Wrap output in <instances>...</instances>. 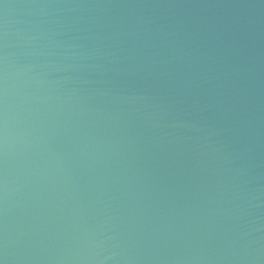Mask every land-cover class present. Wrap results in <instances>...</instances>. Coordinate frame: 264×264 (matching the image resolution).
<instances>
[{
  "label": "water",
  "instance_id": "1",
  "mask_svg": "<svg viewBox=\"0 0 264 264\" xmlns=\"http://www.w3.org/2000/svg\"><path fill=\"white\" fill-rule=\"evenodd\" d=\"M0 264H264V0H0Z\"/></svg>",
  "mask_w": 264,
  "mask_h": 264
}]
</instances>
